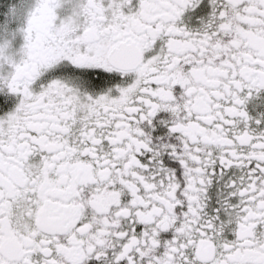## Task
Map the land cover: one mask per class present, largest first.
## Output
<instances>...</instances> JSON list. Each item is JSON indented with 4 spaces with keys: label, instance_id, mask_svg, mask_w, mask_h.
<instances>
[{
    "label": "snow or ice",
    "instance_id": "6c2138e0",
    "mask_svg": "<svg viewBox=\"0 0 264 264\" xmlns=\"http://www.w3.org/2000/svg\"><path fill=\"white\" fill-rule=\"evenodd\" d=\"M0 264H264V0H0Z\"/></svg>",
    "mask_w": 264,
    "mask_h": 264
}]
</instances>
